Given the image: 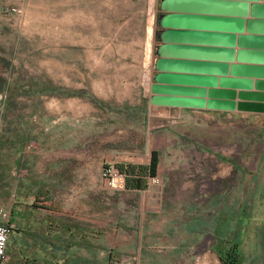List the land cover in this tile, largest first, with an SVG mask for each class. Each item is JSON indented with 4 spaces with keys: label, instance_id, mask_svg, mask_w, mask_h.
<instances>
[{
    "label": "rangeland",
    "instance_id": "1",
    "mask_svg": "<svg viewBox=\"0 0 264 264\" xmlns=\"http://www.w3.org/2000/svg\"><path fill=\"white\" fill-rule=\"evenodd\" d=\"M158 1L0 0L3 264L18 254L17 200L28 246L87 211L95 251L123 264L140 247L147 263L221 264L233 243L237 264H264V114L149 104ZM154 151L156 176L129 188L117 166Z\"/></svg>",
    "mask_w": 264,
    "mask_h": 264
},
{
    "label": "water",
    "instance_id": "2",
    "mask_svg": "<svg viewBox=\"0 0 264 264\" xmlns=\"http://www.w3.org/2000/svg\"><path fill=\"white\" fill-rule=\"evenodd\" d=\"M259 1L161 0L159 29L155 31L159 42L155 47L156 74L150 85L149 104L264 113V66L242 64L264 56L255 50L264 44V0ZM217 52L229 56L227 62H235L237 56L238 63L231 66L233 74L254 73L261 75V80L229 78L227 62L211 58ZM198 54L205 56L202 62L185 56ZM181 69L189 70L185 73ZM196 69L202 72H194ZM218 71L223 75L221 87L248 91L237 94L214 89ZM254 84L257 92H249ZM237 97L241 101L237 102Z\"/></svg>",
    "mask_w": 264,
    "mask_h": 264
},
{
    "label": "crops",
    "instance_id": "3",
    "mask_svg": "<svg viewBox=\"0 0 264 264\" xmlns=\"http://www.w3.org/2000/svg\"><path fill=\"white\" fill-rule=\"evenodd\" d=\"M160 1L157 4V17L161 14V6ZM259 2H263L260 0ZM252 3V1H251ZM159 29L158 21L156 20V28L155 31ZM264 34V29H263ZM158 40L155 37L154 40V55H153V76L156 74L155 70V47L158 44ZM237 49L239 47H236ZM255 50H259L264 53V44L258 45ZM185 56H192L191 60L202 62L205 57L204 55H185ZM211 58H213L214 62H227L229 56L222 53H216ZM235 62L228 61V77L229 78H252L253 82L257 80H261L259 77L261 75L254 74V73H235L232 72V64H237L238 59L237 56L234 57ZM246 65H262L264 66V56L256 57L255 59H251L245 61ZM183 72L187 73L189 69H181ZM194 72H202L200 69H196ZM218 71L217 78L219 81L217 83V87L214 89L217 90H234L237 94L240 92H246L242 87H236L235 89H230L226 87H221L220 80L223 75H220ZM199 74V73H198ZM235 75V76H233ZM248 76V77H243ZM249 92H257L256 86L254 84L253 88L249 90ZM225 100V99H223ZM236 101H241L239 97H237ZM165 107V106H161ZM174 111H182L184 112V116L187 114H201L203 117L210 119L216 118L218 116H229L232 117L234 115H240L242 117H249L250 115H263L264 113H257V112H243L239 110L235 111H228V110H210V109H191V108H181V107H168ZM18 204H16L15 209L13 210L14 220L18 223L17 230H18V254L12 259L11 264H123L122 262H118L116 257L120 255L117 250H111L108 248H101L100 252L95 251L94 247V221L92 213L88 215L87 211L84 216H72L67 215L65 213L60 214L57 217V220H53L55 225L53 227V233L51 234L50 231H47L48 228L45 226V230L43 232H39L36 234V243L35 246H28L27 242L22 240L24 235H27L28 228L23 226V215L19 213L16 215V209H22L25 206L26 202L21 200H17ZM138 262L137 264H154V263H147L145 260L142 261V250L141 247L138 249ZM178 260V259H177ZM220 260V258H219ZM199 260H196L195 263H199ZM174 262V261H173Z\"/></svg>",
    "mask_w": 264,
    "mask_h": 264
},
{
    "label": "trees",
    "instance_id": "4",
    "mask_svg": "<svg viewBox=\"0 0 264 264\" xmlns=\"http://www.w3.org/2000/svg\"><path fill=\"white\" fill-rule=\"evenodd\" d=\"M117 168L122 173L127 175V186L129 188L144 189L146 187V181L144 175L156 176L158 170V152L152 153L151 162L147 166H124L118 165ZM227 252V256L220 255V259L223 264H237L238 263V245L233 243L232 248Z\"/></svg>",
    "mask_w": 264,
    "mask_h": 264
},
{
    "label": "built area",
    "instance_id": "5",
    "mask_svg": "<svg viewBox=\"0 0 264 264\" xmlns=\"http://www.w3.org/2000/svg\"><path fill=\"white\" fill-rule=\"evenodd\" d=\"M179 116L182 114V111H178ZM9 215L8 213L0 206V236L3 237L2 243H0V264L4 263V259L6 257L8 240L10 235V225L9 223Z\"/></svg>",
    "mask_w": 264,
    "mask_h": 264
},
{
    "label": "clouds",
    "instance_id": "6",
    "mask_svg": "<svg viewBox=\"0 0 264 264\" xmlns=\"http://www.w3.org/2000/svg\"><path fill=\"white\" fill-rule=\"evenodd\" d=\"M2 241H3V237H2V236H0V243H2Z\"/></svg>",
    "mask_w": 264,
    "mask_h": 264
},
{
    "label": "flooded vegetation",
    "instance_id": "7",
    "mask_svg": "<svg viewBox=\"0 0 264 264\" xmlns=\"http://www.w3.org/2000/svg\"><path fill=\"white\" fill-rule=\"evenodd\" d=\"M224 250H225V252H226V251H228L229 249H224ZM226 253H227V252H226ZM220 261H221V259H220ZM221 264H223V262H222V261H221Z\"/></svg>",
    "mask_w": 264,
    "mask_h": 264
},
{
    "label": "bare ground",
    "instance_id": "8",
    "mask_svg": "<svg viewBox=\"0 0 264 264\" xmlns=\"http://www.w3.org/2000/svg\"><path fill=\"white\" fill-rule=\"evenodd\" d=\"M147 79H150V77L149 76H147ZM147 83V82H146ZM150 83V82H149ZM148 85V84H147ZM149 89H150V86H149Z\"/></svg>",
    "mask_w": 264,
    "mask_h": 264
}]
</instances>
